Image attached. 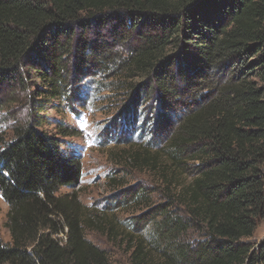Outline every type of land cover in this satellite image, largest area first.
<instances>
[{"label":"trees","instance_id":"obj_1","mask_svg":"<svg viewBox=\"0 0 264 264\" xmlns=\"http://www.w3.org/2000/svg\"><path fill=\"white\" fill-rule=\"evenodd\" d=\"M119 69L127 114L143 97L156 105L154 142L128 160L167 201L130 233L90 213L74 192L79 159L31 117L0 137V264H110L85 230L129 242L130 264H264V241L244 242L264 218V0H0V108L28 76L42 83L35 115Z\"/></svg>","mask_w":264,"mask_h":264},{"label":"rangeland","instance_id":"obj_2","mask_svg":"<svg viewBox=\"0 0 264 264\" xmlns=\"http://www.w3.org/2000/svg\"><path fill=\"white\" fill-rule=\"evenodd\" d=\"M127 77L119 69L114 74L82 78L76 96L55 102L43 99L42 110L32 115L30 107L37 102L36 94L42 83L28 76L23 79L24 89L17 90L13 101L4 100L1 104L0 137L10 142L13 128L35 117L40 130L61 141V150L66 156L79 159L82 176L74 192L80 203L90 213L116 221L119 228L130 233L135 219L166 202L170 190H165L156 174L135 169L128 160L129 154L154 142L156 105L151 97H143L134 115L127 114L132 97L128 90L131 80ZM70 192L62 189L60 194ZM139 192V198L130 202ZM7 211L0 197V240L5 244L11 242L5 228ZM150 230L148 227L137 235L148 237ZM84 236L106 252L110 264H130L129 242L113 241L89 230L84 231ZM201 237L190 233L187 239ZM263 241L264 218L256 220L252 237L244 242L256 249Z\"/></svg>","mask_w":264,"mask_h":264}]
</instances>
